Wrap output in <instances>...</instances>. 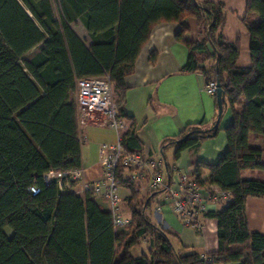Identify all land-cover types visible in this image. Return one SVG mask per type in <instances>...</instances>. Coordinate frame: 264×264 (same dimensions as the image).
I'll return each instance as SVG.
<instances>
[{"label": "trees", "instance_id": "16d2710c", "mask_svg": "<svg viewBox=\"0 0 264 264\" xmlns=\"http://www.w3.org/2000/svg\"><path fill=\"white\" fill-rule=\"evenodd\" d=\"M56 2L57 15L51 0H0V264H264V234L249 230L245 214L247 198H264V180L243 176L245 171L264 173V148L251 144L264 141V0H246L241 20L249 36L248 68L236 65L238 39L228 41L220 31L222 3ZM188 17L198 25L195 42L185 39ZM76 23L83 36L75 31ZM160 23L178 24L175 40L188 47L182 71L219 83L224 110L232 114L222 129L226 150L214 164L197 162L190 174L199 186H216L231 196L222 209L203 215L217 223V249L203 255L178 252L172 233L145 215L157 192L138 198V189L120 182L129 190L130 213L128 229H122L114 227L93 189L78 193L77 182L68 177L44 181L49 171L72 173L82 167L75 103L80 79H108L117 115L129 122L121 144L127 153L142 154L133 120L125 113V78ZM214 123L188 125L162 144L166 173L171 168L166 148H174V160L197 150L221 130ZM31 187L38 193L32 194ZM146 237L149 250L132 256Z\"/></svg>", "mask_w": 264, "mask_h": 264}, {"label": "crops", "instance_id": "0c3cea01", "mask_svg": "<svg viewBox=\"0 0 264 264\" xmlns=\"http://www.w3.org/2000/svg\"><path fill=\"white\" fill-rule=\"evenodd\" d=\"M200 3L202 0H195ZM223 4L224 24L221 33L228 41H239V56L236 62L239 68H248L251 64L248 50L249 36L242 25L246 14V0H212ZM188 27L185 39L195 42L198 39V25L194 18L184 20ZM176 23H160L150 32L148 41L143 45L132 74L125 78V113L133 120L135 134L142 147V154L154 159L161 158L160 149L186 129L188 125L205 123L210 126L217 116L215 97L206 93L204 76L199 72H183L188 56L186 43L176 41ZM154 55L151 60L150 56ZM76 97V95H75ZM232 122V114L226 108L218 127L221 129L213 138L205 140L195 151H184L177 160L173 159L174 148H166L164 159L171 167L191 174L197 162L214 164L226 150L227 142L222 129ZM81 139L82 179L77 182L76 192L83 193L82 185H98L103 180V170L98 159V148L104 143H114L116 133L99 124L88 122L82 125L77 116ZM253 145L264 148L261 139L252 140ZM264 164V153L262 157ZM202 178L208 177L203 170ZM245 178H261L258 171H245ZM166 180L175 182V175L165 173ZM141 197L150 194L147 181H142ZM121 203H126L129 190L119 187L117 190ZM99 199L104 198L95 194ZM230 199L218 206H211L210 211L222 209ZM105 206L107 207L106 201ZM122 213V211H121ZM245 214L250 231L264 234V198L249 197L245 204ZM123 215V214H122ZM145 215L161 229L173 235L172 244L178 252L207 254L217 249V223L214 219L202 218V230L195 231L182 225L166 201L164 191L152 196ZM124 216V215H123ZM130 219V215L126 217Z\"/></svg>", "mask_w": 264, "mask_h": 264}, {"label": "built area", "instance_id": "2783aa9c", "mask_svg": "<svg viewBox=\"0 0 264 264\" xmlns=\"http://www.w3.org/2000/svg\"><path fill=\"white\" fill-rule=\"evenodd\" d=\"M205 91L215 96L216 82H206ZM75 103L77 116L82 125L91 122L106 126L116 133L114 143H104L98 148V159L103 170L102 182L98 185H82L83 191L93 189L95 194H100L104 198L115 228L128 225L130 220L125 218L120 210V199L117 194L120 182L140 189L142 181L146 180L150 193L164 191L166 201L178 220L182 225L195 231L202 230L203 215L210 211L211 206H218L230 199L229 192L212 185L201 187L190 173L180 171L176 167L170 168V172L175 175V182L171 184L166 180L161 158L154 159L141 153H127L121 141L122 133L128 128L129 122L117 115L108 79L78 80ZM63 177H68L74 182L82 179L80 170L72 173L49 171L44 181L48 184ZM30 192L36 194L38 189L31 187Z\"/></svg>", "mask_w": 264, "mask_h": 264}, {"label": "rangeland", "instance_id": "374dc122", "mask_svg": "<svg viewBox=\"0 0 264 264\" xmlns=\"http://www.w3.org/2000/svg\"><path fill=\"white\" fill-rule=\"evenodd\" d=\"M51 2H52V5H53V7H54L55 13H56V15H57V14H58V12H57V11H58V10H57V2H56V0H51ZM73 27H74L75 31H76L79 35H81V36L84 35V31H83V29H82V27H81V25H80L79 23H76ZM260 174L264 175V173H260ZM135 189L140 190L139 188H136V187H135ZM138 198H141V191H140V196H139ZM139 201H140V200H139ZM139 207H140V206H139ZM121 211H122V214L124 215L125 218L128 217V216L130 215L126 203H121ZM157 226H158V225H157ZM122 229H123V227H122ZM124 229H128V228L124 226ZM7 232L9 233V231H7ZM148 241H149V238H148V237H146L145 239H142V240L140 241V244L137 245L136 247H134V248L130 251L131 255L134 256V257H137V256H139L141 253H146V252L149 250V247H150ZM171 241H172V238H171Z\"/></svg>", "mask_w": 264, "mask_h": 264}, {"label": "water", "instance_id": "95a60500", "mask_svg": "<svg viewBox=\"0 0 264 264\" xmlns=\"http://www.w3.org/2000/svg\"><path fill=\"white\" fill-rule=\"evenodd\" d=\"M215 101H216V105H217V116H216V120L214 123V127H218L219 123H220V119L221 116L224 112V108L226 106V103L224 101V95L222 92V88L220 86L219 83H216V93H215ZM215 132L211 135L214 136Z\"/></svg>", "mask_w": 264, "mask_h": 264}]
</instances>
